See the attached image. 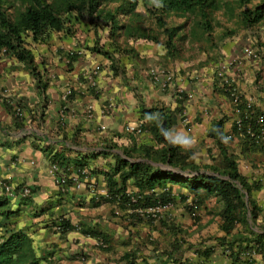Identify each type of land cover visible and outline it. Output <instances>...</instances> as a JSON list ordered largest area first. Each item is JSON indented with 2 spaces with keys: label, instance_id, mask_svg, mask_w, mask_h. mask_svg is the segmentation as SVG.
I'll return each mask as SVG.
<instances>
[{
  "label": "crops",
  "instance_id": "crops-1",
  "mask_svg": "<svg viewBox=\"0 0 264 264\" xmlns=\"http://www.w3.org/2000/svg\"><path fill=\"white\" fill-rule=\"evenodd\" d=\"M181 27L173 54L143 41L115 60L86 50L68 60L56 49L50 54L53 65L41 74L45 89L22 63L0 58V196L12 202L8 207L13 214H24L32 222L31 229H21L42 263L240 264L223 254L221 246L234 247L239 239L249 238L251 221L226 232L218 196L206 195L192 211L189 184L172 182L171 175L155 188L143 178L122 182L121 171L133 163L150 164V172L191 175L151 159L163 146L152 131L156 108L161 107L172 115L168 132L195 140L187 149L188 161L200 172L221 170L222 150L235 160L252 186L257 208L253 230L264 232V148L240 131L244 105L233 102L215 75L220 63L241 56L237 93L264 112V60L247 58L240 42L213 45L189 20ZM153 71L163 74L155 77ZM226 73L235 78L233 69ZM141 122L139 131L130 129ZM53 161L70 176L65 188L48 172ZM80 169L87 173L79 174ZM2 184L18 189L27 185L31 192L27 198L19 193L11 197ZM123 186L126 193L140 195H158L168 187L175 209L149 221L114 192ZM252 264H264V252L254 254Z\"/></svg>",
  "mask_w": 264,
  "mask_h": 264
},
{
  "label": "trees",
  "instance_id": "trees-1",
  "mask_svg": "<svg viewBox=\"0 0 264 264\" xmlns=\"http://www.w3.org/2000/svg\"><path fill=\"white\" fill-rule=\"evenodd\" d=\"M207 1L213 7L217 4L215 0H160V11L161 13L171 11L189 12L195 6L203 9ZM239 1L240 3H248L250 0ZM131 2V8L133 9L136 3L135 0ZM10 5H16L14 7L16 9L15 17L7 10ZM97 5L96 0H0V56L3 54V57L6 56L16 62L31 66L33 56L32 52L24 45L25 37L29 36L33 43L45 44L51 33L63 30L61 17L64 13L77 10L90 15L96 11ZM263 13L264 0H261L253 9L246 8L242 12L245 22L249 25L262 19ZM96 17H102L106 23L113 20V14L110 12L105 13L103 16L97 14ZM197 25L203 30L202 25ZM163 26L167 35L165 40L167 52L173 54L176 50V43L172 38L178 28L177 26L169 28L162 22L161 27ZM108 58L111 59L110 54H108ZM32 69L34 70L35 67H32ZM34 77L39 87L45 89L46 80H43L42 75L37 73L34 74ZM156 111L158 116L152 126V131L157 142L162 143L163 146L156 158H151L150 154L147 153L146 157L153 160L158 159L157 161L167 163L172 168L181 171L187 169L191 172V175L184 177L160 169L150 172V164L133 163L127 169L121 171L120 178L122 182L129 177L143 178L146 181H151L150 188H155V184L164 185L161 183L165 181L164 176L168 178L167 176L171 175L169 177L170 181L176 183L187 182L189 184L190 191L194 194V200L191 203L197 208L204 202L206 195L218 196L221 201L222 226L226 232H229L236 223L247 225L249 220L251 221L249 238L239 239L234 247L232 243L222 245L223 254L233 257L234 261L240 264H252L254 254L264 252V240L261 239L264 237V232L259 233L253 230V227L257 226L255 222L257 208L250 196L252 186L238 172L235 160L227 156L223 150L224 165L221 170L209 168L211 173L200 172L198 166L188 161L191 154L189 150H185L180 146H173L165 139L162 130L167 131L172 121L170 112L164 111L163 107L156 108ZM246 124L247 121L245 120L240 131L250 138L255 145L264 148V143H257L254 137L246 133ZM142 125L143 122L140 123V128ZM116 170H120V165H116ZM114 192L120 200L128 202L132 209L154 205L157 200L162 204L174 203V200L170 197L168 187L158 195L154 192H149L147 195L128 194L125 192L124 186L117 188ZM132 196L140 197L134 203L131 202ZM7 204V198L0 196V264H44L41 262V257L37 255L27 232L25 233L22 229H12L7 224L6 220L13 215V211L10 210ZM193 205H188L192 211L196 210ZM137 214L140 215L138 212ZM146 219L153 220L152 218ZM226 250L229 252L226 253ZM208 251L211 252V250ZM244 252L253 253V255L242 257ZM205 253L208 254L206 251Z\"/></svg>",
  "mask_w": 264,
  "mask_h": 264
},
{
  "label": "rangeland",
  "instance_id": "rangeland-1",
  "mask_svg": "<svg viewBox=\"0 0 264 264\" xmlns=\"http://www.w3.org/2000/svg\"><path fill=\"white\" fill-rule=\"evenodd\" d=\"M131 1L133 0H96L98 3L96 11L90 15L77 10L64 13L61 17L64 28L51 33L50 42L36 44L29 36L24 38L25 47L32 52L33 63L31 66L28 64L23 66L30 69L33 77L37 73L43 74L45 66L53 65L50 54L57 53L56 49H59L68 60H72L84 50L101 55L104 59H109L110 54L111 59L115 60L132 52L133 46L140 41L152 42L166 49L167 35L164 26L161 27L162 22L169 28L177 26L176 36L172 38L175 43L182 34L181 25L186 20L191 21L194 28L196 24L202 25L203 33L211 38L213 45L236 41L245 46H253L256 44L255 40L259 44L264 41V13L262 19L251 25L245 22L242 14L246 8L253 9L261 0H250L248 3H240L239 0H215L217 1L215 7L207 1L203 9L195 6L189 12L164 13L160 11V0H135L133 9ZM15 6L10 5L7 8L13 17L16 16ZM107 12L113 14V20L108 23L102 17H96L97 14L103 16ZM64 41L66 43H63ZM58 44L61 47H58ZM2 57L3 54L0 58ZM8 186L1 185L5 193ZM27 197L29 196H23ZM11 203L8 201L9 207ZM218 206H221V203ZM171 209H175V204ZM15 214L19 213L15 212L6 220L12 229L22 227L31 229L32 222L30 224L29 219H23L24 214L20 216Z\"/></svg>",
  "mask_w": 264,
  "mask_h": 264
},
{
  "label": "built area",
  "instance_id": "built-area-1",
  "mask_svg": "<svg viewBox=\"0 0 264 264\" xmlns=\"http://www.w3.org/2000/svg\"><path fill=\"white\" fill-rule=\"evenodd\" d=\"M243 55L247 56V58H253L259 60H264V54L262 47L258 44H255L254 46H246L243 49ZM241 56H237L233 59H229L227 61H224L220 63L215 71V75L220 78V84L223 87H226L227 90L229 91L231 98L234 103H242L244 105L245 109V114H244V119L247 121L246 124V133L249 134L250 136L254 137L257 143H264V112L258 111L254 104L252 103L251 100H242L239 94L237 93L236 90V76L239 74V64L241 62L240 60ZM233 69L235 78H231L229 74L226 73V70ZM159 74H163V72H155L153 71L152 75L155 77H159ZM166 81H169L170 78H165ZM114 102V101H113ZM115 103H112V106H115ZM18 112H20L19 109H17ZM241 122H238V126H240ZM130 129H136L137 131L140 130V124H137L135 128H130ZM48 172L53 176V179L55 183L62 187L65 188L66 184L68 183L69 177L66 170L62 168L58 163L56 162H51L48 168ZM79 174L83 175L86 174L87 171L86 169H80L78 171ZM31 192V188L27 185H22L19 189L18 192L15 191L13 186H8L6 187V193L9 196H13L15 193H19L20 196H27ZM140 196H132L131 197V202H136L137 199ZM189 205L192 206L193 204L189 201ZM174 206V203H160L159 200L156 201L154 205H149L144 208H136L134 209L136 212H138L141 216L146 217V218H152L153 220H157L163 216H165V212L167 210H171V208ZM194 208L197 209L196 206L193 205ZM98 245H103L102 242H97ZM229 251L226 250V253ZM252 256L249 252H244L242 253V257L245 256Z\"/></svg>",
  "mask_w": 264,
  "mask_h": 264
},
{
  "label": "clouds",
  "instance_id": "clouds-1",
  "mask_svg": "<svg viewBox=\"0 0 264 264\" xmlns=\"http://www.w3.org/2000/svg\"><path fill=\"white\" fill-rule=\"evenodd\" d=\"M255 43H257L258 45H260L258 43V41L256 42L255 40ZM255 45V44H254ZM253 45V46H254ZM163 131V135L165 137V139L173 146H180L181 148H184L185 150L191 148L194 146L195 144V140L189 136H187L186 134H179V133H176V134H173L171 132H168V131H165V130H162ZM223 141L225 143H227V137H224L223 138ZM14 189H15V186H13ZM17 191V190H16ZM18 192V191H17ZM7 194V193H6ZM18 194V193H17ZM16 193L13 195V196H16L17 195ZM8 195V194H7ZM9 196V195H8ZM11 196V197H13ZM23 197V196H21ZM25 197V196H24Z\"/></svg>",
  "mask_w": 264,
  "mask_h": 264
}]
</instances>
